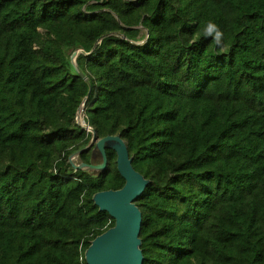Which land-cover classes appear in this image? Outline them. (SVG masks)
Returning a JSON list of instances; mask_svg holds the SVG:
<instances>
[{"label": "trees", "instance_id": "1", "mask_svg": "<svg viewBox=\"0 0 264 264\" xmlns=\"http://www.w3.org/2000/svg\"><path fill=\"white\" fill-rule=\"evenodd\" d=\"M87 94L149 181L143 264H264V0H0V264H87L114 225L93 196L124 185L116 152L69 162Z\"/></svg>", "mask_w": 264, "mask_h": 264}, {"label": "water", "instance_id": "2", "mask_svg": "<svg viewBox=\"0 0 264 264\" xmlns=\"http://www.w3.org/2000/svg\"><path fill=\"white\" fill-rule=\"evenodd\" d=\"M78 52V51H77ZM77 52L71 56L72 62ZM88 94L82 99L75 113V123L92 134L87 146L69 156L74 169L100 171L107 163L106 148L117 154V169L125 183L120 189L105 190L94 194V204L100 211H106L113 219L114 225L96 236L85 251L87 264H143V253L139 237L142 213L135 200L141 195L149 181L137 172L131 164L132 158L125 141L120 135H107L97 138L88 123L84 122V106ZM95 144L101 157L98 164L78 162V155Z\"/></svg>", "mask_w": 264, "mask_h": 264}, {"label": "clouds", "instance_id": "3", "mask_svg": "<svg viewBox=\"0 0 264 264\" xmlns=\"http://www.w3.org/2000/svg\"><path fill=\"white\" fill-rule=\"evenodd\" d=\"M201 34L204 37H211L217 45L221 43L222 37H223V32L220 29V27L214 23V22H209L203 29ZM84 119V117H83Z\"/></svg>", "mask_w": 264, "mask_h": 264}, {"label": "rangeland", "instance_id": "4", "mask_svg": "<svg viewBox=\"0 0 264 264\" xmlns=\"http://www.w3.org/2000/svg\"><path fill=\"white\" fill-rule=\"evenodd\" d=\"M140 43V42H139ZM73 59H75V57L73 58ZM75 61V60H74Z\"/></svg>", "mask_w": 264, "mask_h": 264}]
</instances>
